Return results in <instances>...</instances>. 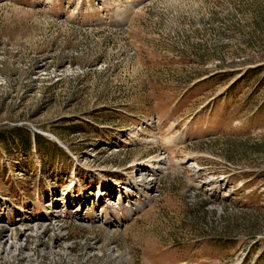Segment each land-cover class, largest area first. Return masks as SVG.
I'll return each mask as SVG.
<instances>
[{"label": "rangeland", "instance_id": "1", "mask_svg": "<svg viewBox=\"0 0 264 264\" xmlns=\"http://www.w3.org/2000/svg\"><path fill=\"white\" fill-rule=\"evenodd\" d=\"M259 67L264 0H0V264H264Z\"/></svg>", "mask_w": 264, "mask_h": 264}, {"label": "trees", "instance_id": "2", "mask_svg": "<svg viewBox=\"0 0 264 264\" xmlns=\"http://www.w3.org/2000/svg\"><path fill=\"white\" fill-rule=\"evenodd\" d=\"M263 71H264V67H259L257 69H254L253 71H250L247 74L245 79H248L249 77L253 79V78L259 76ZM215 77H217L218 79H223V78H226V74L225 73L217 74ZM237 85H238V83L233 85L232 88L236 87ZM232 92H233V90L231 89V93ZM257 107H258V111L255 114V116L260 117V119L264 120V102L258 104ZM225 108L226 109L223 111L228 113L230 111V109L228 107H225ZM21 130L17 129V131L12 133L9 137V140H14L16 138L20 139V141L24 144V150L25 151H31L33 149L32 138L34 139L33 141L35 144L37 143L40 145L42 143L43 145L55 146V144L52 141H50L49 139H46V138L41 137V136L36 135V134L31 136L30 133H28L27 131L24 133L23 129H21ZM45 155L49 156V153H47Z\"/></svg>", "mask_w": 264, "mask_h": 264}, {"label": "bare ground", "instance_id": "3", "mask_svg": "<svg viewBox=\"0 0 264 264\" xmlns=\"http://www.w3.org/2000/svg\"><path fill=\"white\" fill-rule=\"evenodd\" d=\"M146 167L148 168V167H151V166L149 165V166H146Z\"/></svg>", "mask_w": 264, "mask_h": 264}]
</instances>
